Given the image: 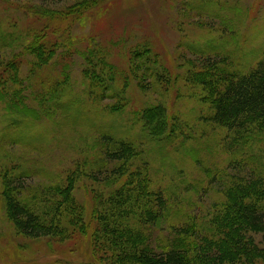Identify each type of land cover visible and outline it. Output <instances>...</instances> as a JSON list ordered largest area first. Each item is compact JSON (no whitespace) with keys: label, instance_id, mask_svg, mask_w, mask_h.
I'll return each mask as SVG.
<instances>
[{"label":"trees","instance_id":"16d2710c","mask_svg":"<svg viewBox=\"0 0 264 264\" xmlns=\"http://www.w3.org/2000/svg\"><path fill=\"white\" fill-rule=\"evenodd\" d=\"M104 2L77 0L60 8L44 1L24 4L22 10L28 8L42 21L35 31L23 24L11 31L0 17V48L21 44L20 52L0 59V105L8 117L3 132L43 118L55 122L79 116L80 98L69 97V66L75 53L82 59L85 95L98 103L115 98L100 105L103 113L121 114L127 106L124 94L132 82L143 92L155 91L156 84L161 94L168 91L173 76L158 69L160 64L147 41L123 44L118 53L124 66L108 60L110 46L77 48L75 30H83L86 13L94 4ZM16 3L10 5L15 11L21 7ZM230 9L233 13L234 7ZM213 16L221 23L215 30L222 36L233 38L240 31L227 15ZM11 26L17 25L13 22ZM207 49L194 50V56L183 63V82L197 87L194 96L206 114L202 117L224 131L222 150L228 156L226 169L210 177L222 200L214 202L203 222L190 216L180 225L170 224L167 239L154 244V227L171 214L168 200L152 180L143 151L137 154L139 145L109 129L93 141L95 162L80 168L84 176L101 184L100 190L90 191L93 202L88 214L74 194L81 176L76 169L48 184H25L31 172L21 163L0 165V205L16 232L32 239L51 236L61 240L90 234L91 249L104 264L264 262V166L258 165L264 158V57L253 66L239 68L230 54L216 50V46ZM58 52L59 69L55 62ZM24 55L33 59L27 63L25 84L20 75ZM135 114L144 130L141 134L152 142L167 144L174 126L168 122L163 103L147 105ZM15 136L19 138H11L13 143L26 138ZM135 159L144 161L138 164Z\"/></svg>","mask_w":264,"mask_h":264},{"label":"rangeland","instance_id":"374dc122","mask_svg":"<svg viewBox=\"0 0 264 264\" xmlns=\"http://www.w3.org/2000/svg\"><path fill=\"white\" fill-rule=\"evenodd\" d=\"M32 1H44L60 8L77 0H0V17L6 20L5 28L16 31L15 28L23 24L31 31L38 30L42 21H38L28 8L22 10L24 4L27 6ZM15 2L21 5L16 11L10 6ZM94 5L86 13L83 30H75L78 32L77 48L82 51L88 45L110 46L108 60L124 66L118 53L123 44L129 46L147 41L160 64L158 69H165L173 76L172 85L161 94L157 84L155 91L143 92L132 82L124 94L127 106L121 114L109 115L100 110V105L111 103L115 98L98 103L85 95L82 59L75 53L69 66V97L80 98L79 116L58 118L55 122L43 118L3 132L8 117L4 116V107L0 105V165L21 163L31 172L25 184H48L76 169L81 176L77 178L74 194L88 214L93 202L90 191L100 190L101 184L84 176L81 170L86 166L82 168V164L95 162L93 141L100 132L113 129L111 132L115 135L129 137L139 145L137 154L143 151L142 158L148 161L152 180L168 200L171 214L168 220L154 227L152 233L154 244H160L167 239L170 224L180 225L190 216L203 222L214 202L222 200V194L210 177L226 169L228 162L222 150L225 133L202 117L206 114L194 96L198 93L197 87L186 86L183 82V63L194 56V50L208 48L210 51L209 48L216 46V50L230 54L232 63L239 68L253 66L264 57V0H106ZM215 13L227 15L233 25L239 26L236 38L222 36L215 30L221 24L214 18ZM10 21L17 26L12 27ZM13 45L0 48V59L20 52L21 44ZM57 58L60 59L59 52L55 55L59 69L61 62ZM22 60L20 75L25 84L27 63L33 59L24 55ZM157 102L163 103L168 122L174 126V131L171 133L170 129L167 136V144L166 141L152 142L141 134L144 130L135 114ZM15 135H26V138L13 143V138H19ZM169 140L172 141L169 143ZM135 160L138 164L144 161ZM258 165L264 166V158ZM90 237V234H76L63 240L51 236L32 239L16 232L0 205V264H104L93 253Z\"/></svg>","mask_w":264,"mask_h":264}]
</instances>
